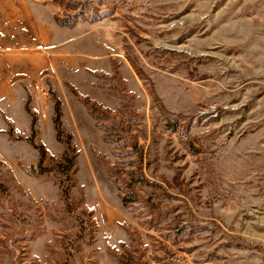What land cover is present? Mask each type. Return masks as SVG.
Here are the masks:
<instances>
[{"label":"rangeland","instance_id":"rangeland-1","mask_svg":"<svg viewBox=\"0 0 264 264\" xmlns=\"http://www.w3.org/2000/svg\"><path fill=\"white\" fill-rule=\"evenodd\" d=\"M0 6V264H264V0Z\"/></svg>","mask_w":264,"mask_h":264},{"label":"crops","instance_id":"crops-1","mask_svg":"<svg viewBox=\"0 0 264 264\" xmlns=\"http://www.w3.org/2000/svg\"><path fill=\"white\" fill-rule=\"evenodd\" d=\"M3 6H0V14L3 12ZM4 14L7 16L8 14V18L11 20L9 21V25L7 27H1V23H0V38H3L5 36H8L10 39L6 40V42L4 43V47H17V46H21L22 44H18L21 43L23 40L20 39L21 36H17L15 34V30H18L21 26L19 25V22H15V17L16 14L12 11H4ZM28 38V37H27ZM27 39L24 40V42ZM31 40L28 39L26 44L29 43ZM11 43V44H10ZM14 43V44H13Z\"/></svg>","mask_w":264,"mask_h":264},{"label":"built area","instance_id":"built-area-1","mask_svg":"<svg viewBox=\"0 0 264 264\" xmlns=\"http://www.w3.org/2000/svg\"><path fill=\"white\" fill-rule=\"evenodd\" d=\"M33 87H34L35 100L39 104L42 115L46 117L47 114H46L45 105L48 99V89L46 85L41 81L35 82Z\"/></svg>","mask_w":264,"mask_h":264}]
</instances>
